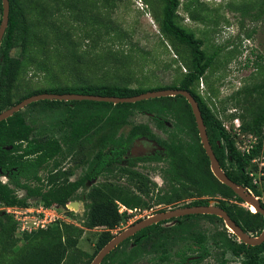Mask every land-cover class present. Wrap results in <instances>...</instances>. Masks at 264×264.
<instances>
[{
  "label": "trees",
  "instance_id": "obj_1",
  "mask_svg": "<svg viewBox=\"0 0 264 264\" xmlns=\"http://www.w3.org/2000/svg\"><path fill=\"white\" fill-rule=\"evenodd\" d=\"M9 23L0 44V113L5 109L19 103L26 97L39 93H82L95 95H109L128 97L135 96L150 90L165 88L186 89L196 98L202 111L207 127L210 142L219 160V164L226 174L239 184L246 186L255 195H260L253 175L249 171L253 160L257 158L264 148V84L253 91H248L240 98L243 91H237L233 98L243 109L238 115L242 119L241 131L252 134L255 143L248 150H241L234 137L222 120L209 107L207 102L194 89V84L202 79L213 63L217 51L207 54L200 45L199 38L194 32L188 31L177 23V11L180 0H157L161 7L156 14L162 32L173 42L185 45L189 49V62L187 72L179 85L160 86L154 88L133 87L127 82L87 80L77 85H55L43 89L27 92L14 101L13 91L19 82L24 69L27 50L31 46L34 35L37 33L36 23L33 21L35 10L38 8L31 0H9ZM66 4V0H58ZM3 16V3L0 0V24ZM100 33V32H99ZM106 33H110L108 30ZM18 47V56L12 51ZM264 57V56H261ZM259 90V91H258ZM43 108L48 110L65 108L68 113L59 124L61 136L56 137L37 132L35 127L27 121L23 109L14 115L0 121V175L7 177V182L0 179V206L28 207L30 200L37 197L47 206L58 204L66 206L70 200L82 199L85 195L87 228L106 226L98 241V249H102L114 236L111 232L124 218L118 210V203L123 202L127 207H135L143 203L141 198L132 194L118 184L104 182L87 188V182L105 173L119 171L133 180L144 181L145 177L139 171L130 169L120 162L133 141L142 135L157 138L156 133L146 123H137L132 126L127 135L117 136L118 127L128 123L129 116L136 110L155 114L160 127H164L161 115H171L175 124L166 139L158 138L164 146L165 168L169 180H175L172 195H159L160 200H166L173 205L179 204L183 197L189 193L207 195L184 205H206L211 200L224 208L231 218L246 232L258 236L264 229V216L260 212H253L248 207L238 203H227L223 198L235 197L244 202L235 191L221 182L211 170L210 158L201 142L197 122L191 104L181 94L175 96H162L137 102L117 103L99 102L93 100H43ZM194 132V142L186 141L181 132L187 130ZM232 130L234 127L232 125ZM102 134L100 139L96 135ZM194 136V137H195ZM99 140V141H98ZM99 145L92 159L88 156L94 148L89 145ZM113 146L111 149H107ZM72 156L77 164L87 165L82 175L73 180V168L60 169L61 162ZM161 154L139 158L141 160H160ZM135 159H129L132 161ZM46 171L45 176L42 172ZM146 185V183H142ZM84 188L80 195L78 192ZM88 189V190H86ZM19 190H25L26 195L21 196ZM218 195L222 197H218ZM180 201V202H179ZM179 202V203H178ZM264 207V203L261 202ZM195 217H206L209 221L221 220L216 214H189L184 217L186 223H181L182 240L191 239L199 245V255L195 262H200L208 254L206 241L209 234L201 228L195 229L190 220ZM225 226V224H224ZM153 229L154 226L150 227ZM149 227L133 235L136 245L129 252L119 250L120 246L131 240L117 245L104 259L110 258L117 251L121 256L118 264H131L143 254L161 252L160 259L168 261L167 248L160 247L166 244L162 230L154 228L153 234L157 239L151 241ZM81 229L74 224L58 221L47 228L32 231H20L18 220L7 209H0V264H90L95 256L78 247ZM230 233L225 226L224 230L213 232L211 239L215 247L220 250V264H229L225 257L231 251L237 257H242L240 264H264V242L258 245H248ZM150 244V243H149ZM185 256V253L182 252ZM86 258V259H84ZM101 264V263H100ZM103 264V263H102Z\"/></svg>",
  "mask_w": 264,
  "mask_h": 264
},
{
  "label": "rangeland",
  "instance_id": "obj_2",
  "mask_svg": "<svg viewBox=\"0 0 264 264\" xmlns=\"http://www.w3.org/2000/svg\"><path fill=\"white\" fill-rule=\"evenodd\" d=\"M31 1L38 5L33 16L37 33L27 50L20 80L15 85L14 101L36 89L55 85H77L87 80L120 81L127 82L133 87L147 88L179 85L187 72L189 49L185 45L173 42L162 32L156 16L161 11L157 0H66V4L59 3L58 0ZM177 13V23L194 32L207 54L217 51L213 63L204 77L194 84V89L226 128L227 126L231 128L232 125L237 127L233 120L243 109L233 96L237 91H243L240 98L248 91H253L256 97L258 92L255 88L259 89L264 84V57H261L264 56V0H180ZM107 30L110 33H106ZM18 52L17 47L12 54L18 56ZM43 100L30 103L22 112L37 132L45 131L49 135L59 137L62 132L58 126L68 114L65 111L66 107L51 111L43 108ZM156 117H158L156 113L136 110L129 116L128 123L118 127L117 136L127 135L134 124L146 123L160 139L168 138L170 130L174 129L173 118L171 115L167 117L161 115L159 118L164 121V127H160ZM239 120L242 124V119ZM229 128L227 129L235 134V131ZM186 129L181 132L183 138L194 142L197 136L188 127ZM247 133L241 131L234 137L240 149L242 146L251 147L250 144L255 143V137ZM101 135L96 136L100 139ZM155 143L156 146L159 145L158 142ZM89 146L94 148L88 156L92 159L99 145L92 143ZM112 147L109 146L107 149ZM164 151H161L163 158L158 161H129L125 158L121 160V165L142 173L144 181L133 180L128 175L114 171L101 174L95 178V182L87 184L89 189L95 184L113 180L115 184L137 195L143 201L135 207H127L123 202L116 201L118 210L124 218L112 228L113 236L133 225L136 220L152 214L153 211L173 205L172 202H168V198L165 201L159 198V195L170 196L174 192V184L165 173L168 162L165 160ZM86 167L85 164L74 162L72 156L64 159L59 166L63 170L73 168L74 173L71 176L73 180L78 179ZM249 171L260 193L252 194L264 203V148L253 160ZM46 174V171L42 172L43 176ZM6 179L4 177L2 180ZM143 182L146 185L142 184ZM83 192L84 188L78 193L82 195ZM18 193L21 196L26 195L25 190H19ZM206 196L189 193L179 202L184 203ZM223 199L229 204L238 203L250 207L235 197ZM40 201V198L35 197L30 203L37 207L41 204ZM77 201L78 207L71 203L70 207L58 205L57 219L51 224L64 221L79 227L81 235L78 247L96 256L101 250L98 249L100 235L109 228L106 226L87 228L84 223L86 204L91 200L88 202L83 195L82 199ZM8 208L0 206V209ZM12 212L16 218L18 212ZM190 222L194 223L195 229L201 228L208 232L209 238L205 244L210 252L200 262L187 259L189 255H198L199 249H190L189 246L193 242L182 240L176 249L185 253V256H182L184 264H220V250L215 247L211 235L218 230H224L225 222L209 221L206 217H195ZM33 223V220L29 219L28 226L34 225ZM234 235L238 238L235 233ZM133 245L131 241L125 242L119 250L129 252ZM152 256L143 254L131 264H152L150 259ZM225 257L229 264H240L242 260V257H237L231 251H227ZM120 258L116 251L107 260L103 259L101 264H118Z\"/></svg>",
  "mask_w": 264,
  "mask_h": 264
},
{
  "label": "water",
  "instance_id": "obj_3",
  "mask_svg": "<svg viewBox=\"0 0 264 264\" xmlns=\"http://www.w3.org/2000/svg\"><path fill=\"white\" fill-rule=\"evenodd\" d=\"M3 3V16L0 24V44L2 43L4 34L6 32L8 23H9V13H10V1L2 0ZM181 94L187 98L189 103L191 104L193 114L195 116L199 135L201 138V142L206 150L207 155L210 158V166L214 175L224 184L231 187L235 193L242 198V200L248 205L255 206L256 212H260L264 216V207L261 204V201L252 194L253 192L248 189L246 186L237 183L233 179H231L226 172L222 169L219 164V160L214 152L213 146L210 142L207 127L204 122V118L202 115L201 108L199 106L196 98L191 94L190 91L186 89H177V88H165L160 90H150L139 95L128 96V97H120V96H109V95H95V94H82V93H39L34 94L29 97H26L19 103L14 104L13 106L5 109L0 113V121L7 119L8 117L14 115L16 112L20 111L27 105L32 102H36L38 100L49 99V100H93L99 102H113L117 103H125V102H137L141 100L162 97V96H175ZM139 150H143L141 146H135L132 151L133 155H138ZM76 207H78V201H73ZM216 214L223 218L226 226L234 232L240 240L248 245H258L264 242V229L262 233L258 236L251 235V233L246 232L240 225L234 221L228 212L216 205L213 200L210 201L209 204L206 205H192V206H184L175 209H171L167 212H161L154 216L148 217L138 223L131 225L126 228L124 231L120 232L116 236H114L94 257L90 264H100L102 260L105 258L107 254H109L117 245L122 243L124 240L134 235L139 230L149 226L150 224L156 223L162 219L170 218L173 216H182L189 214Z\"/></svg>",
  "mask_w": 264,
  "mask_h": 264
},
{
  "label": "flooded vegetation",
  "instance_id": "obj_4",
  "mask_svg": "<svg viewBox=\"0 0 264 264\" xmlns=\"http://www.w3.org/2000/svg\"><path fill=\"white\" fill-rule=\"evenodd\" d=\"M158 138H159L158 136H157V138H151V137H148L146 135H142V136L137 137L133 141V143L131 144L130 148L127 150L124 158L127 159V160H129V159L141 160L139 158L146 157V156L157 155V154H162L161 151H163L165 148L158 141ZM155 142H158L159 145L156 146ZM137 145L141 146V148L143 150H139L138 155H133L132 149L135 146H137ZM141 161H158V160H151V159L145 160V159H143ZM95 180H96L95 178L93 180H89L87 182V184L90 183L91 181L95 182ZM107 182H109V183L111 182V183H114V184L116 183L113 180H109ZM170 182H172L174 184L175 180H170ZM149 183H151V182H149ZM84 198H85V195H84ZM70 201H77V199L76 200H70ZM188 203H189V201H188ZM215 204H216V202H215ZM184 206H187V205L179 203L177 205H172L171 207H167V208L166 207H162V208L158 209L157 211L156 210L153 211L152 214L147 215L144 218H140V219L136 220L134 222V224L138 223V222H140V221H142V220H144V219H146L148 217L154 216V215H156L158 213L167 212V211H169L171 209L184 207ZM188 206H192V205H188ZM185 216L186 215L173 216V217H170V218L162 219V220H160V221H158L156 223H153V224H150L149 226H147V227H149V229H150L151 226L152 227L154 226V228H158L159 230H162L161 232H162L163 238H161L160 240H164L165 239L167 242H166V244L163 247L162 246L160 247V250L162 249L161 251H163L164 248H167V252L168 253H166V254L169 255L168 261L165 262V261H162L160 259V256L162 254L161 252L154 251V253H147L148 255H153L150 258L151 261H152L151 262L152 264H184V261L182 260L183 259V257H182L183 254H182L181 250L180 249L177 250L176 247L179 246V244L182 243L181 227L178 228V229H177V227H179V225H181V223H186L188 221V219H185L187 221H184V217ZM190 221H192V219ZM225 226H226V224H225ZM147 227H145V228H147ZM145 228H143V229H145ZM154 228L153 229L151 228L150 231H148L149 235H151V241L146 242L149 245L148 247L151 248V249H152L151 242L155 241L157 239V235L153 234L154 230H156ZM143 229H141V230H143ZM141 230H139V231H141ZM228 230H229V228H228ZM138 232H136V233H138ZM229 232L234 234V232H231V230H229ZM132 237H133V235L130 236V238H131L130 241L134 244L133 245V247H134L136 245V242H135V239H133ZM183 241H192V240L191 239H186V240H183ZM240 241H242V240H240ZM189 248L190 249H192V248H198L199 249V245H197V244H195L193 242V244H191L189 246ZM198 255H199V253H198ZM198 255H189L187 257V259L196 260V258H198Z\"/></svg>",
  "mask_w": 264,
  "mask_h": 264
},
{
  "label": "built area",
  "instance_id": "obj_5",
  "mask_svg": "<svg viewBox=\"0 0 264 264\" xmlns=\"http://www.w3.org/2000/svg\"><path fill=\"white\" fill-rule=\"evenodd\" d=\"M233 121L237 125V127H234V131L238 134L241 132V123H239L240 120L237 117ZM227 128L229 127L227 126ZM250 136L253 135L250 134ZM250 145L252 146L253 144ZM249 148L250 147L242 146L243 151L248 150ZM57 206L58 204L47 206L44 203H41L37 207H34L32 205L28 207H18L16 209L9 207L7 210L12 214V211L18 212V215H16V219L18 220L20 231L24 232L37 230L39 228H47L54 220L57 219ZM66 206L69 207V204H67ZM29 219L33 220L34 225L28 226Z\"/></svg>",
  "mask_w": 264,
  "mask_h": 264
},
{
  "label": "clouds",
  "instance_id": "obj_6",
  "mask_svg": "<svg viewBox=\"0 0 264 264\" xmlns=\"http://www.w3.org/2000/svg\"><path fill=\"white\" fill-rule=\"evenodd\" d=\"M241 150H242V149H241ZM251 175H252V174H251ZM4 177L7 178L6 176H3L2 179H3ZM0 179H1V176H0ZM2 179H1V180H2ZM7 180H8V179H6L5 181H3V180H2V181H3V182H7ZM72 202H73V201H69L67 204H70V203L72 204ZM67 204H66V205H67ZM69 207H70V205H69ZM248 208L250 209V207H248ZM250 210H251V209H250ZM253 212H254V211H253Z\"/></svg>",
  "mask_w": 264,
  "mask_h": 264
},
{
  "label": "bare ground",
  "instance_id": "obj_7",
  "mask_svg": "<svg viewBox=\"0 0 264 264\" xmlns=\"http://www.w3.org/2000/svg\"><path fill=\"white\" fill-rule=\"evenodd\" d=\"M250 208H251V210L254 211V212L257 211L256 208H255V206L250 205Z\"/></svg>",
  "mask_w": 264,
  "mask_h": 264
}]
</instances>
